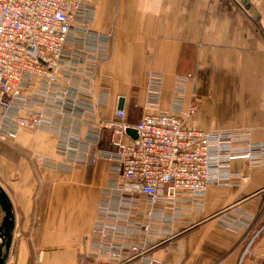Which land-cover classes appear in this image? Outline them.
<instances>
[{
  "label": "crops",
  "instance_id": "0c3cea01",
  "mask_svg": "<svg viewBox=\"0 0 264 264\" xmlns=\"http://www.w3.org/2000/svg\"><path fill=\"white\" fill-rule=\"evenodd\" d=\"M247 1L258 20L244 0H97L93 26L109 36V54L99 64L95 89L109 98L96 117L113 116L122 96L126 120H139L151 71L163 75L160 107L168 109L181 70H264V0ZM255 114L251 136L264 140V106ZM86 130L81 124L77 134ZM109 134L104 129V147ZM57 141L51 130H20L15 140L0 141V182L17 216L8 264H105L91 251L89 234L113 162H67L56 152ZM34 151L55 160L41 162ZM231 171L245 177L210 183L202 205L182 204L189 211L175 223L177 233L153 250L162 264H264V163L252 166L238 157ZM227 220L249 224L226 226Z\"/></svg>",
  "mask_w": 264,
  "mask_h": 264
},
{
  "label": "built area",
  "instance_id": "2783aa9c",
  "mask_svg": "<svg viewBox=\"0 0 264 264\" xmlns=\"http://www.w3.org/2000/svg\"><path fill=\"white\" fill-rule=\"evenodd\" d=\"M96 1L0 0V141L15 140L20 130H51L67 162L112 160L89 234L91 251L105 264H162L153 250L177 233L175 223L189 211L182 204L202 205L210 183L245 177L231 171L234 158L263 164L264 140H254L248 129L193 125L195 106L185 96L191 73L176 75L168 109L160 107L163 75L151 71L139 120H126L122 96L113 116L97 118L96 108L109 98L95 89L109 36L93 26ZM81 124L83 137L77 134ZM104 129L110 130L108 147L102 145ZM32 154L41 162L55 160ZM234 223L249 224L223 221Z\"/></svg>",
  "mask_w": 264,
  "mask_h": 264
},
{
  "label": "rangeland",
  "instance_id": "374dc122",
  "mask_svg": "<svg viewBox=\"0 0 264 264\" xmlns=\"http://www.w3.org/2000/svg\"><path fill=\"white\" fill-rule=\"evenodd\" d=\"M193 77L186 98L194 103L190 120L215 129H252L255 112L264 106V70H181ZM188 72V73H187ZM224 74V80L221 76ZM8 264V263H7Z\"/></svg>",
  "mask_w": 264,
  "mask_h": 264
},
{
  "label": "water",
  "instance_id": "95a60500",
  "mask_svg": "<svg viewBox=\"0 0 264 264\" xmlns=\"http://www.w3.org/2000/svg\"><path fill=\"white\" fill-rule=\"evenodd\" d=\"M245 8H248L252 15L260 18L258 11L250 2L244 0ZM123 104V103H122ZM121 104V105H122ZM127 131L133 136H137V130L129 127ZM17 224V216L11 195L7 188L0 182V264H7L14 240Z\"/></svg>",
  "mask_w": 264,
  "mask_h": 264
}]
</instances>
